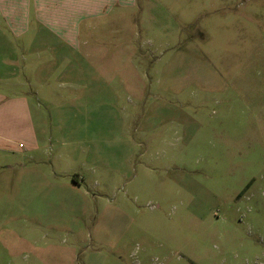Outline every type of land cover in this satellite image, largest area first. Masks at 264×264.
I'll use <instances>...</instances> for the list:
<instances>
[{
    "label": "rangeland",
    "instance_id": "374dc122",
    "mask_svg": "<svg viewBox=\"0 0 264 264\" xmlns=\"http://www.w3.org/2000/svg\"><path fill=\"white\" fill-rule=\"evenodd\" d=\"M93 8L0 142V264H264V0Z\"/></svg>",
    "mask_w": 264,
    "mask_h": 264
},
{
    "label": "crops",
    "instance_id": "0c3cea01",
    "mask_svg": "<svg viewBox=\"0 0 264 264\" xmlns=\"http://www.w3.org/2000/svg\"><path fill=\"white\" fill-rule=\"evenodd\" d=\"M94 16L93 0H0V142L13 136L15 111L29 106L24 91L31 72L39 79L46 57L55 63L77 56L87 47L82 32Z\"/></svg>",
    "mask_w": 264,
    "mask_h": 264
}]
</instances>
